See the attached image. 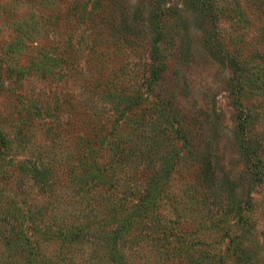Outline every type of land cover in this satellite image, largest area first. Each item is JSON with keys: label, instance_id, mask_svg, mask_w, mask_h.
Instances as JSON below:
<instances>
[{"label": "rangeland", "instance_id": "obj_1", "mask_svg": "<svg viewBox=\"0 0 264 264\" xmlns=\"http://www.w3.org/2000/svg\"><path fill=\"white\" fill-rule=\"evenodd\" d=\"M0 264H264V0H0Z\"/></svg>", "mask_w": 264, "mask_h": 264}, {"label": "trees", "instance_id": "obj_2", "mask_svg": "<svg viewBox=\"0 0 264 264\" xmlns=\"http://www.w3.org/2000/svg\"><path fill=\"white\" fill-rule=\"evenodd\" d=\"M153 55H154V59L157 60L158 63H160L161 62V55L158 53H153Z\"/></svg>", "mask_w": 264, "mask_h": 264}]
</instances>
